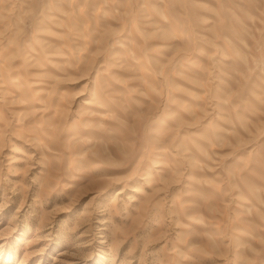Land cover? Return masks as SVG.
<instances>
[{
	"label": "rangeland",
	"instance_id": "1",
	"mask_svg": "<svg viewBox=\"0 0 264 264\" xmlns=\"http://www.w3.org/2000/svg\"><path fill=\"white\" fill-rule=\"evenodd\" d=\"M0 264H264V0H0Z\"/></svg>",
	"mask_w": 264,
	"mask_h": 264
}]
</instances>
